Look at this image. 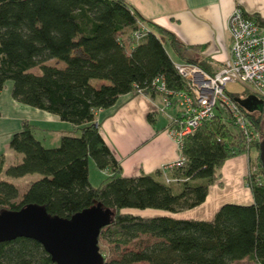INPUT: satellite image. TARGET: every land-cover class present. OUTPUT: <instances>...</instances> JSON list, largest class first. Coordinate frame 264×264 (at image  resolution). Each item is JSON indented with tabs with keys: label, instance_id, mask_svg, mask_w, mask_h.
<instances>
[{
	"label": "trees",
	"instance_id": "trees-1",
	"mask_svg": "<svg viewBox=\"0 0 264 264\" xmlns=\"http://www.w3.org/2000/svg\"><path fill=\"white\" fill-rule=\"evenodd\" d=\"M251 17L259 20L256 14ZM142 26V36H133ZM164 42L198 56L177 63L214 72L209 56L202 54L206 45H184L126 0H0V91L11 81L14 100L84 125L80 134H62L58 146L46 147L33 125L22 121L8 144L21 159L5 167L0 153V174L4 169L14 178L33 172L41 176L21 194L13 182L0 179V211L36 204L51 215L69 218L100 203L113 211L98 236L111 252L108 257L101 253L102 264H230L244 258L264 264L260 141L247 142L228 109L217 104L209 119L184 136L177 148L181 164L132 176L121 174L119 161L93 122L96 110L111 107L122 94L158 93L153 86L157 77L173 90L185 88ZM238 106L262 138L264 101L260 111ZM251 147L257 170L248 167L244 177L251 203L225 202L208 220L125 211L176 213L201 204L222 163L246 151L249 160ZM89 159L105 173L96 186L88 179ZM0 264L55 263L38 241L17 237L0 241Z\"/></svg>",
	"mask_w": 264,
	"mask_h": 264
},
{
	"label": "crops",
	"instance_id": "crops-1",
	"mask_svg": "<svg viewBox=\"0 0 264 264\" xmlns=\"http://www.w3.org/2000/svg\"><path fill=\"white\" fill-rule=\"evenodd\" d=\"M126 1L144 18L173 32L184 45H206L202 54L209 56L215 70L229 56L230 34L226 21L234 7H240L248 15L256 14L264 22V0ZM164 44L171 58L167 47L179 61L198 57L189 50L177 51L167 42ZM11 85V81H7L0 91V153H4L9 164L10 161L17 162L21 159V154L14 152L8 144L12 134L21 128L22 121L27 120L33 125L34 135L35 131H41L45 138L48 135L53 136L52 143H58L61 135L69 133L71 128L79 129L84 126L72 125L52 113L14 100L11 96ZM160 106L163 104L159 93H126L120 95L111 107L94 112L93 122L98 124L101 136L119 161L121 174H152L157 169L174 163L178 158L177 145L166 134L168 123L176 115L177 109L173 106L165 107L161 114H157ZM93 166L95 164L89 159L88 179L96 186L103 180L105 173L98 169V178L94 180L91 176ZM247 168L248 158L244 153L226 159L219 169V178L208 186L205 200L191 209L176 213L153 209L139 211L176 218L211 219L225 202H252L251 191L244 180Z\"/></svg>",
	"mask_w": 264,
	"mask_h": 264
},
{
	"label": "built area",
	"instance_id": "built-area-1",
	"mask_svg": "<svg viewBox=\"0 0 264 264\" xmlns=\"http://www.w3.org/2000/svg\"><path fill=\"white\" fill-rule=\"evenodd\" d=\"M226 25L230 34L229 56L213 73L193 63H174L184 80L183 90L169 88L162 77L153 81L163 104L158 110L170 106L177 109L173 123L166 128V134L175 141L177 148L182 146L185 135L212 116L217 104L229 110L247 142L262 139L258 130L250 129L245 113L227 93L226 84L234 82L244 87L245 94L238 97L253 94L264 101V22L236 6L228 15ZM144 30L142 26L134 31L133 36L141 37ZM182 161L183 157L179 155L170 165H179Z\"/></svg>",
	"mask_w": 264,
	"mask_h": 264
},
{
	"label": "water",
	"instance_id": "water-1",
	"mask_svg": "<svg viewBox=\"0 0 264 264\" xmlns=\"http://www.w3.org/2000/svg\"><path fill=\"white\" fill-rule=\"evenodd\" d=\"M234 100L244 109H259L263 101L253 94ZM264 167V136L259 142ZM113 211L100 203L72 214L69 218L51 215L36 204L18 210L0 211V241L25 237L38 241L55 264H102L100 230L112 219Z\"/></svg>",
	"mask_w": 264,
	"mask_h": 264
},
{
	"label": "rangeland",
	"instance_id": "rangeland-1",
	"mask_svg": "<svg viewBox=\"0 0 264 264\" xmlns=\"http://www.w3.org/2000/svg\"><path fill=\"white\" fill-rule=\"evenodd\" d=\"M167 48H168L169 52L171 53L172 58L175 61V63L180 62L179 59L176 56H174V54L172 53V50L169 47H167ZM32 71L38 72V68L34 67L32 69ZM226 90L229 93H231V94H233L235 96H243L245 94L244 87L241 84H239V83L228 82L226 84ZM160 107H162V106H160ZM157 114H161V111L158 112ZM66 125H69V124H66ZM57 128L58 127H56V129ZM80 131H81V128H79V129H74V128L72 129L71 128L69 130V133H66V134L78 135V134H80ZM43 132L45 133L47 131H43ZM44 135H43V133H41V131H35L36 138L40 139L45 144L44 146H46V147H56V146H58L59 142L58 143H52L53 136L48 135L45 138ZM246 152H244V154L248 155ZM248 153L250 155V158L248 160V167H250L251 171H255V170H257V166H256V162L257 161H256V150H255V148L251 147V149L248 151ZM10 162L14 163L15 160L10 161ZM7 164H9L8 160L6 161L5 166ZM93 167L94 168H92V169H94V170L91 171V176H92V178L94 180H97L98 175H99L98 168H96L95 166H93ZM40 176L41 175L39 173L33 172V173H28V174H26L24 176H21V177L14 178L12 176L7 175L5 173V171H4V169H3V171L0 174V179H4V180L10 181V182H13L18 187L19 194H21L30 181L35 180V179L39 178ZM125 211L132 212L134 214L143 215V216H152V215H154L152 212H143V211H139V210H136V209H126ZM107 246L108 245L105 244V242L103 240L99 239V241H98L99 251H100V253H102V254H104L105 256L108 257L111 252L108 251ZM230 264H257V262H255L252 258H244L242 260H239L237 262H232Z\"/></svg>",
	"mask_w": 264,
	"mask_h": 264
},
{
	"label": "flooded vegetation",
	"instance_id": "flooded-vegetation-1",
	"mask_svg": "<svg viewBox=\"0 0 264 264\" xmlns=\"http://www.w3.org/2000/svg\"><path fill=\"white\" fill-rule=\"evenodd\" d=\"M262 106H263V105H262ZM262 106H261V108H262ZM261 108H259V109H254V110H252V111H260Z\"/></svg>",
	"mask_w": 264,
	"mask_h": 264
}]
</instances>
